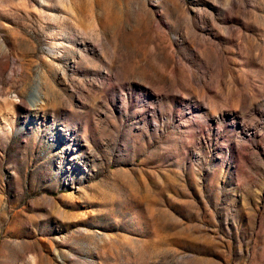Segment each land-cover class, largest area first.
<instances>
[{
  "label": "rangeland",
  "instance_id": "obj_1",
  "mask_svg": "<svg viewBox=\"0 0 264 264\" xmlns=\"http://www.w3.org/2000/svg\"><path fill=\"white\" fill-rule=\"evenodd\" d=\"M0 264H264V0H0Z\"/></svg>",
  "mask_w": 264,
  "mask_h": 264
},
{
  "label": "bare ground",
  "instance_id": "obj_2",
  "mask_svg": "<svg viewBox=\"0 0 264 264\" xmlns=\"http://www.w3.org/2000/svg\"><path fill=\"white\" fill-rule=\"evenodd\" d=\"M39 98V94L37 92V90L35 92L32 93V101L36 102Z\"/></svg>",
  "mask_w": 264,
  "mask_h": 264
}]
</instances>
